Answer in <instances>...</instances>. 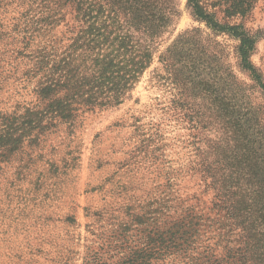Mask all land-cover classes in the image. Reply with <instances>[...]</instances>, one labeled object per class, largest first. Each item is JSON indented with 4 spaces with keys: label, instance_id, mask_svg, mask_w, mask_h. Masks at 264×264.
<instances>
[{
    "label": "rangeland",
    "instance_id": "obj_1",
    "mask_svg": "<svg viewBox=\"0 0 264 264\" xmlns=\"http://www.w3.org/2000/svg\"><path fill=\"white\" fill-rule=\"evenodd\" d=\"M174 2L179 21L126 100L81 112L39 139L28 114L38 108L33 56L65 42L54 21L71 7L68 0H0V264H230L241 240L257 232L264 242V95L240 66L239 40L195 20L188 0ZM203 2L221 24L243 23L256 37L252 61L264 79V0L243 20L226 13L232 0ZM193 30L191 48L216 58L192 82L198 89L188 104L205 110L209 103L194 98L216 81L215 107L224 112L199 133L178 118L181 91L160 62ZM222 156L231 158L227 171ZM205 159L213 162V188L198 171ZM238 181L249 236L231 213L236 197L223 200Z\"/></svg>",
    "mask_w": 264,
    "mask_h": 264
},
{
    "label": "trees",
    "instance_id": "obj_2",
    "mask_svg": "<svg viewBox=\"0 0 264 264\" xmlns=\"http://www.w3.org/2000/svg\"><path fill=\"white\" fill-rule=\"evenodd\" d=\"M68 3L71 13L54 21L61 22L56 27L64 31L65 42L60 40V47L55 46V49L39 48L33 56L36 64L34 93L38 108L37 111H28V114L29 125H36L39 139L60 125L72 124L81 112L121 105L151 67L156 46L176 27L181 16L174 0H68ZM104 3L110 8L109 13L102 11L106 10ZM231 3L226 13L231 18L243 20L253 14L257 0H232ZM188 8L195 20L204 22L213 31L228 33L239 40L237 54L240 66L250 73L264 95L263 75L252 61L256 37L243 23L221 24L216 14L207 11L203 0H188ZM66 18L70 24L63 23ZM135 33L141 38H137ZM196 33L193 30L181 35L160 57V62L181 91L176 102L182 107L178 118L191 125V132L199 133L208 131L212 121L221 118L224 112L215 107V102L221 101L216 81L211 85L208 82L204 84L201 89L207 93H197L198 97L194 98L196 102L199 99L204 107L209 103L205 110L188 104L190 96L193 98L198 89L192 82L209 71L210 61L216 58H202L197 54L198 49L191 48L190 42ZM184 51L187 53L181 54ZM211 89L214 90L209 94ZM205 160L201 166L197 164L198 171L213 188V162ZM229 160L230 156H222L224 171L228 170ZM240 172L237 165L233 174L239 180L242 177ZM224 180L227 183V179ZM240 181L233 192H223V200L226 203L230 197H236L237 204L231 213L243 235L247 232L249 236L248 222L242 218V211L246 209ZM187 235L191 239L190 233ZM257 235L256 232L252 239L241 240L238 250L231 251L234 255L228 259L230 264L264 259V242ZM258 248V254L255 252L252 256V249Z\"/></svg>",
    "mask_w": 264,
    "mask_h": 264
}]
</instances>
